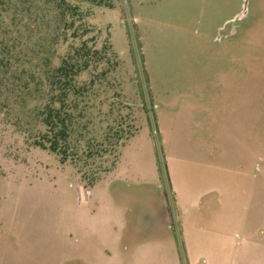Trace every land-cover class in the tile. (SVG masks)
I'll return each instance as SVG.
<instances>
[{
	"label": "rangeland",
	"instance_id": "374dc122",
	"mask_svg": "<svg viewBox=\"0 0 264 264\" xmlns=\"http://www.w3.org/2000/svg\"><path fill=\"white\" fill-rule=\"evenodd\" d=\"M72 1L93 28L86 36L95 37L96 47L108 40L118 60L107 75L106 91L89 101L95 105L90 110L96 127L106 132L117 116L125 130L137 128L130 138L135 164L126 159L112 166L110 156L97 165L116 172L154 169L171 204L168 143H194L204 131L199 122L216 114L222 126L212 134L231 140L229 153L234 152L222 172L224 201L234 200L233 225L228 226L234 228V251L226 245L214 248L207 264H264V0H250L253 19L220 43L212 39L215 28L234 22L241 0H110L109 6ZM239 14L247 18L244 9ZM73 42L78 41L58 43L54 63ZM89 76L83 72L78 78ZM105 97L107 115L98 113ZM155 104L163 106L154 110ZM184 109L193 112L187 125ZM85 117L77 125L85 124ZM27 134L0 119V264H119L115 233L125 225L124 214L132 237L156 229L155 185L120 186L126 209L100 193L95 204H87L91 193L82 172L92 164L61 162L58 154L34 146ZM132 156L126 158L132 161ZM107 173L99 172L94 183ZM171 225L182 260L189 264L179 229ZM140 261L146 264L139 258L134 264Z\"/></svg>",
	"mask_w": 264,
	"mask_h": 264
},
{
	"label": "trees",
	"instance_id": "16d2710c",
	"mask_svg": "<svg viewBox=\"0 0 264 264\" xmlns=\"http://www.w3.org/2000/svg\"><path fill=\"white\" fill-rule=\"evenodd\" d=\"M82 1L100 6L111 3ZM83 18L72 0H0V119L28 133L34 146L58 154L61 162L92 164L82 172L91 187L106 178L94 183L99 172L108 171V176L114 169H100L98 162L112 156L111 164H116L137 128L125 130L117 116L106 132L96 127L94 110H90L95 105L89 101L106 91L107 75L118 60L108 40L96 47L95 37L86 36L93 28ZM67 38L78 42L70 44L54 63L58 43ZM83 72L90 76L79 80ZM107 100L99 101L98 113L107 115L102 108ZM155 105L154 110L163 106ZM82 117L86 123L80 127ZM162 186L165 190L163 182ZM112 191L119 197L117 189Z\"/></svg>",
	"mask_w": 264,
	"mask_h": 264
},
{
	"label": "crops",
	"instance_id": "0c3cea01",
	"mask_svg": "<svg viewBox=\"0 0 264 264\" xmlns=\"http://www.w3.org/2000/svg\"><path fill=\"white\" fill-rule=\"evenodd\" d=\"M183 113V125H187V120L193 112L184 109ZM231 123L224 122V125L234 126ZM199 125L204 131L200 133L198 139L192 140L194 143L188 145L184 139H174L168 143L167 185L171 204L154 169L142 172L140 168L134 167L133 172H116L117 168H114L103 181L87 188L91 193L87 204L90 202L95 204L100 193L114 206L126 209L125 204L121 203L123 200L114 196L112 190L117 189L120 196V190H123L120 186L129 182L156 186L158 225L154 231L150 230L146 235L132 237L127 216L124 214L125 225L120 232L115 233L119 264H134L137 258L144 260L146 264H184L177 238L174 237L176 233L171 227L173 223L182 236L183 253L185 252L189 264H207L208 258L214 256L213 252H216L217 248L223 249L225 245L228 250L234 251V228H228L233 225L234 200L224 201L225 177L222 173L234 159V152L229 153L231 140L223 138L222 135L212 134L222 126L216 114H209L207 120L199 122ZM131 146L129 142L122 148L116 167L121 166L126 159L129 164H135L136 157L132 154L137 153L133 148L130 149ZM129 154L132 161L126 158ZM149 164L153 166L151 158ZM109 252L110 250L106 252L107 254L103 253L104 259L110 256ZM70 264L84 263L74 260L70 261Z\"/></svg>",
	"mask_w": 264,
	"mask_h": 264
},
{
	"label": "flooded vegetation",
	"instance_id": "af4514ba",
	"mask_svg": "<svg viewBox=\"0 0 264 264\" xmlns=\"http://www.w3.org/2000/svg\"><path fill=\"white\" fill-rule=\"evenodd\" d=\"M241 1H240V5L241 4L242 5L239 8H237V10L234 13V22L232 23L233 20L232 21L229 20L227 22H224V25L217 26L215 28L214 35L212 38L215 40V42L220 43V41L223 38H225V39L228 38V34H232L240 26L243 27L246 24L248 25L249 24L248 22H250L253 19L252 17H254V14L250 11V7H249L250 6V2H249L250 0H243L244 2H242V3H241ZM243 9L246 11L247 18L244 20H241L240 16L242 14H239V11L241 12V10H243Z\"/></svg>",
	"mask_w": 264,
	"mask_h": 264
}]
</instances>
